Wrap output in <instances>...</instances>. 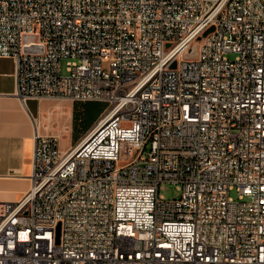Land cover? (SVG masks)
<instances>
[{
    "label": "built area",
    "instance_id": "built-area-1",
    "mask_svg": "<svg viewBox=\"0 0 264 264\" xmlns=\"http://www.w3.org/2000/svg\"><path fill=\"white\" fill-rule=\"evenodd\" d=\"M0 57L23 102L105 105L74 147L35 133L0 264H264V0H0Z\"/></svg>",
    "mask_w": 264,
    "mask_h": 264
},
{
    "label": "crops",
    "instance_id": "crops-1",
    "mask_svg": "<svg viewBox=\"0 0 264 264\" xmlns=\"http://www.w3.org/2000/svg\"><path fill=\"white\" fill-rule=\"evenodd\" d=\"M15 92V63L0 57V201H17L27 192L34 136L46 133L38 116L45 99L23 102Z\"/></svg>",
    "mask_w": 264,
    "mask_h": 264
},
{
    "label": "rangeland",
    "instance_id": "rangeland-1",
    "mask_svg": "<svg viewBox=\"0 0 264 264\" xmlns=\"http://www.w3.org/2000/svg\"><path fill=\"white\" fill-rule=\"evenodd\" d=\"M234 53H227V57L233 59ZM69 59H61V73L67 75L66 71L67 61ZM81 103L70 100L61 99H45L42 102L39 112V121L41 126L46 130L47 134L57 135L60 139V145L63 150L74 147L97 123V121L104 115V111L100 114L98 119L86 130L79 129L77 137L72 134V112L73 106L76 105L77 110L82 109ZM45 133V134H46ZM159 193L164 196L166 200H170L179 195V191L176 186L170 183H165L160 188ZM229 196L233 199L238 198L237 188H233L229 191Z\"/></svg>",
    "mask_w": 264,
    "mask_h": 264
},
{
    "label": "trees",
    "instance_id": "trees-1",
    "mask_svg": "<svg viewBox=\"0 0 264 264\" xmlns=\"http://www.w3.org/2000/svg\"><path fill=\"white\" fill-rule=\"evenodd\" d=\"M82 109L77 110L73 106L72 112V134L77 137L79 129L86 131L100 116L105 105L97 101H87L81 103Z\"/></svg>",
    "mask_w": 264,
    "mask_h": 264
},
{
    "label": "water",
    "instance_id": "water-1",
    "mask_svg": "<svg viewBox=\"0 0 264 264\" xmlns=\"http://www.w3.org/2000/svg\"><path fill=\"white\" fill-rule=\"evenodd\" d=\"M210 30H212V27L205 31L203 33V36H205ZM200 38V37H199ZM198 38V39H199ZM24 51L28 53H42L43 52V46L41 44H30L24 46ZM197 53V44H192L188 51L185 53V58H194L196 57ZM176 62L174 61L170 67H175Z\"/></svg>",
    "mask_w": 264,
    "mask_h": 264
}]
</instances>
